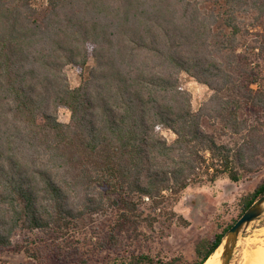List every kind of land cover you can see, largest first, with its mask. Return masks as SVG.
Returning a JSON list of instances; mask_svg holds the SVG:
<instances>
[{"label":"trees","instance_id":"obj_1","mask_svg":"<svg viewBox=\"0 0 264 264\" xmlns=\"http://www.w3.org/2000/svg\"><path fill=\"white\" fill-rule=\"evenodd\" d=\"M183 73L212 92L197 111ZM261 170L264 0H0L1 248L18 230L118 247L141 227L190 225L175 211L188 187ZM263 194L264 180L239 217ZM236 221L201 240L193 264Z\"/></svg>","mask_w":264,"mask_h":264},{"label":"rangeland","instance_id":"obj_2","mask_svg":"<svg viewBox=\"0 0 264 264\" xmlns=\"http://www.w3.org/2000/svg\"><path fill=\"white\" fill-rule=\"evenodd\" d=\"M94 63L95 60L91 59L87 70ZM66 72L71 85L78 86L81 79L77 69L69 65L66 67ZM181 80L184 88L192 94L193 109L197 111L209 99L211 90L186 73L181 75ZM253 87L256 88L257 85ZM59 118L62 122H68L69 111L61 109ZM207 128L209 129V126ZM163 134L170 141L174 139V134L168 130H164ZM263 180L264 170L244 174L239 182H232L226 176L214 182L204 179L188 187L175 204V211L189 221L190 225L183 221H166L165 229L159 226L153 230L141 227L138 230L141 233H137V236L133 233L123 234L118 247L108 246L102 251L96 247L99 239L93 235V240L90 241L89 232L78 234L73 238L75 241L70 250L61 240L60 243H53L54 240H51L52 238L47 234L18 230L13 236L12 246L0 247V264H124L130 261L133 253H147L156 260L182 258V262L178 264H193L198 243L211 238L235 219L238 220L241 199L254 192ZM107 220V217H97L95 225L99 223L103 226ZM263 226L264 220L255 222L243 234L231 264H241L244 250L255 247V241L257 245L264 241V230H261ZM23 242L28 248L24 246L18 250V245H22Z\"/></svg>","mask_w":264,"mask_h":264},{"label":"water","instance_id":"obj_3","mask_svg":"<svg viewBox=\"0 0 264 264\" xmlns=\"http://www.w3.org/2000/svg\"><path fill=\"white\" fill-rule=\"evenodd\" d=\"M262 220H264V194L254 201L253 204L225 233L220 244L213 252V254L217 252L219 253V264H231L235 249L239 244L243 234L255 222Z\"/></svg>","mask_w":264,"mask_h":264},{"label":"bare ground","instance_id":"obj_4","mask_svg":"<svg viewBox=\"0 0 264 264\" xmlns=\"http://www.w3.org/2000/svg\"><path fill=\"white\" fill-rule=\"evenodd\" d=\"M261 230H264V226ZM254 243L255 247L244 250L241 264H264V241L258 245L257 241ZM218 256V252L213 254L204 264H219Z\"/></svg>","mask_w":264,"mask_h":264}]
</instances>
